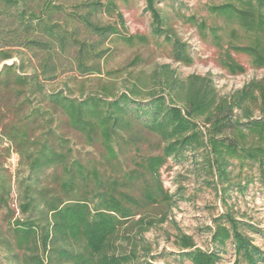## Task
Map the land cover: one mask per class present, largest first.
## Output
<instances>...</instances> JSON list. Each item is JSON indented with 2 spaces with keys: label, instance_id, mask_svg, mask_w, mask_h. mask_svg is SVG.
<instances>
[{
  "label": "trees",
  "instance_id": "1",
  "mask_svg": "<svg viewBox=\"0 0 264 264\" xmlns=\"http://www.w3.org/2000/svg\"><path fill=\"white\" fill-rule=\"evenodd\" d=\"M144 1L151 36L171 46L174 62L190 65L186 45L165 27L157 7L167 0ZM116 10L115 0H0V64L14 60L0 69V171L15 153L29 173L18 205L24 218L9 227L15 247L24 252L20 264H150L139 260L137 235L155 220L135 217L171 204L160 170L169 158L186 152L202 155L207 171L221 183L231 182L233 164L256 167L264 183V77L219 96L209 76L178 80L163 66L153 77L160 92L146 88L140 78L124 92L110 83L80 99L70 92L46 91L44 82L67 68L81 77L100 74L98 63L109 52L104 45L109 37L128 46L147 43L145 36L123 33L120 14L119 27L97 19ZM207 11L225 22L223 28L194 15L185 21L201 38L210 37L221 68L231 76L245 72L234 53L247 57L251 68L264 69V0H220ZM32 60L36 71L27 74ZM56 113L88 147L100 149L99 160H69L68 141L54 127ZM147 136L157 138L159 153L142 148ZM130 153L134 168L120 173V158ZM47 169L58 182L55 191L38 186ZM135 187L140 188L138 196ZM9 196V179L0 176V203L13 215ZM213 223V250L195 248L191 237L179 234L175 245L183 252L178 255L191 264H219L218 250L230 243L233 264H264V251L245 234V229L255 231L252 226L231 212ZM132 229L137 230L134 236Z\"/></svg>",
  "mask_w": 264,
  "mask_h": 264
},
{
  "label": "rangeland",
  "instance_id": "2",
  "mask_svg": "<svg viewBox=\"0 0 264 264\" xmlns=\"http://www.w3.org/2000/svg\"><path fill=\"white\" fill-rule=\"evenodd\" d=\"M218 2L220 0H167L157 4L164 17L165 27H170L186 45L192 63L183 65L173 61L171 46L164 44L163 38L151 36V19L149 13L145 11L144 0H115L116 12H103L97 15V19L102 24L119 27L116 14H120L124 21L123 33L145 36L147 43L128 46L116 37H109L104 42L109 52L98 63L100 74L81 77L76 70L71 71L67 68L65 71L61 70L56 79L44 82L43 85L47 92H70L72 97L80 99L102 92V87L110 83L114 85L116 92H124L130 86V82L140 78L145 82L146 88H155L160 92V87L153 81V77L160 75L163 66H168L178 80H184L190 75L209 76L219 96H228L250 80L264 77V69L251 68L247 57L231 53L233 58L244 66L245 72L236 76L229 75L221 68L219 50L210 37L201 38L195 26L185 21V17L194 15L198 20H204L208 26L223 28L225 22L207 11L208 5ZM12 61L14 60L1 64H10ZM35 71L36 61L32 60L27 74H33ZM113 71L118 73L107 75ZM26 112L27 109L20 115H25ZM54 127L57 134L68 141L69 160L78 159L86 164L100 159L98 153L100 149L88 147L79 134L64 124L63 116L59 113L55 114ZM36 133H39V130ZM142 148L152 154L159 153L157 138L147 136ZM61 151L65 152V147L61 148ZM133 156L130 153L120 158V173L134 168L131 160ZM2 165L4 171H0V176L4 177L6 182L9 179L8 206L13 215L0 203V261L2 264H20L24 252L15 247L9 227L14 219L24 218L19 212L18 205L21 201L20 191L25 184L24 179L29 173L26 167L19 163V157L15 153H11L10 158ZM229 171L231 182L221 183L210 175L202 155L198 153L186 152L181 158L167 160V164L160 170V180L164 190L172 196L171 204L148 208L140 214L141 216L135 217V219L144 217L145 221L148 218L155 220L154 226L149 227L147 232L137 235L141 238L137 247L141 262L191 264L188 259L178 255L183 251L175 245L176 237L184 234L191 237L195 248L211 251L214 249L211 241L213 221L226 212H231L237 220L254 228L255 231L245 229V234L254 245L264 251V183L261 182L256 167L252 165L240 169L237 164H233ZM44 173L45 177H40L42 181L38 183L39 188L49 187L56 190L58 182L52 178L53 171L47 169ZM57 174L60 178L63 177L60 171ZM139 189L134 188L137 196ZM162 219L163 221L159 222ZM129 234L134 236L137 230L132 229ZM119 243L125 245L122 240ZM218 252L221 257L219 264H233L234 253L230 243H227L224 250Z\"/></svg>",
  "mask_w": 264,
  "mask_h": 264
},
{
  "label": "water",
  "instance_id": "3",
  "mask_svg": "<svg viewBox=\"0 0 264 264\" xmlns=\"http://www.w3.org/2000/svg\"><path fill=\"white\" fill-rule=\"evenodd\" d=\"M2 65H3V64L0 65V69L2 68Z\"/></svg>",
  "mask_w": 264,
  "mask_h": 264
}]
</instances>
